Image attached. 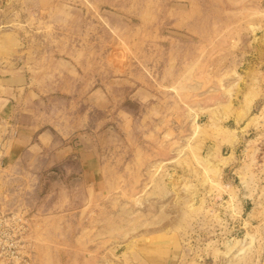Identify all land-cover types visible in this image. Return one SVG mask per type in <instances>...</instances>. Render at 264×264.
I'll list each match as a JSON object with an SVG mask.
<instances>
[{
	"label": "rangeland",
	"instance_id": "1",
	"mask_svg": "<svg viewBox=\"0 0 264 264\" xmlns=\"http://www.w3.org/2000/svg\"><path fill=\"white\" fill-rule=\"evenodd\" d=\"M9 76L77 149L16 194L31 264H264V0H0ZM236 146L247 203L223 182Z\"/></svg>",
	"mask_w": 264,
	"mask_h": 264
},
{
	"label": "crops",
	"instance_id": "2",
	"mask_svg": "<svg viewBox=\"0 0 264 264\" xmlns=\"http://www.w3.org/2000/svg\"><path fill=\"white\" fill-rule=\"evenodd\" d=\"M1 80L3 81H0V167L3 179L0 195L9 191L25 194V196L30 195L31 198V194H34L36 190V183L42 184L43 178L53 184L54 176L43 177L40 175L41 177H39L38 174L43 170L48 173L56 164L55 160L67 159L77 149L68 143L55 146L54 135L50 131L38 127L34 119H31V122L26 121L22 111L19 113L23 107L21 87H14L13 84H10L14 82L13 76ZM20 100L21 103L18 104ZM242 156L243 153H240L237 146L227 156L231 158L229 164L224 166L223 182L228 187L240 186L237 187L239 199L247 203L256 199L257 193L250 192L245 187L241 176L242 168H244L241 161ZM85 165H88L89 169H94V173L100 168L95 162H84L83 166L85 167ZM24 177H30L33 184ZM59 184L61 186L57 184L47 193L46 203L39 209L45 215L60 216V210L63 212L70 204L69 180H63ZM83 185L86 186V182Z\"/></svg>",
	"mask_w": 264,
	"mask_h": 264
},
{
	"label": "built area",
	"instance_id": "3",
	"mask_svg": "<svg viewBox=\"0 0 264 264\" xmlns=\"http://www.w3.org/2000/svg\"><path fill=\"white\" fill-rule=\"evenodd\" d=\"M0 195V264H31V214L22 197Z\"/></svg>",
	"mask_w": 264,
	"mask_h": 264
},
{
	"label": "bare ground",
	"instance_id": "4",
	"mask_svg": "<svg viewBox=\"0 0 264 264\" xmlns=\"http://www.w3.org/2000/svg\"><path fill=\"white\" fill-rule=\"evenodd\" d=\"M227 186V185H226Z\"/></svg>",
	"mask_w": 264,
	"mask_h": 264
}]
</instances>
